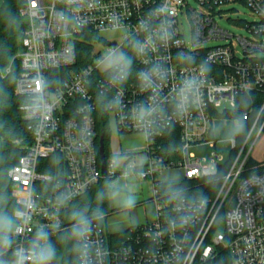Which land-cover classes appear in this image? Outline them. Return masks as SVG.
Instances as JSON below:
<instances>
[{"label":"built area","instance_id":"built-area-1","mask_svg":"<svg viewBox=\"0 0 264 264\" xmlns=\"http://www.w3.org/2000/svg\"><path fill=\"white\" fill-rule=\"evenodd\" d=\"M194 1L197 8L189 0H21L14 90L25 98L19 108L32 141L7 173L17 204L10 264H35L50 236L65 228L71 199L103 177L111 187L119 177L147 180L155 216L118 231L107 230L101 214L79 220L78 264H205L222 251L230 264H264V161L250 157L264 130V0ZM237 2L255 21H234L250 34L233 39L215 18ZM217 39L225 41L205 45ZM80 43L90 48L79 61ZM254 93L262 95L256 109ZM241 95L243 130L230 139L229 157H195L192 147L215 145V117L231 113ZM100 107L117 133L143 136V157L113 154L105 176L96 146ZM174 130L177 142L163 148ZM52 154L62 157L60 172L37 170ZM173 168L180 179L158 178ZM182 180L198 181L195 194L163 187Z\"/></svg>","mask_w":264,"mask_h":264},{"label":"trees","instance_id":"trees-1","mask_svg":"<svg viewBox=\"0 0 264 264\" xmlns=\"http://www.w3.org/2000/svg\"><path fill=\"white\" fill-rule=\"evenodd\" d=\"M21 0H0V216L11 221L13 225V211L17 207L15 203V192L12 182L8 177L9 168L14 165L18 157L24 153V148L32 141L31 132L27 129V122L22 117L19 106L25 101L24 96L15 93V82L19 74L20 63L16 56L20 50L21 30L23 27L22 19L18 9ZM89 45L80 43L78 46L79 61L88 53ZM78 61V63H79ZM9 67V71L5 72ZM255 109L262 100L261 93H254ZM247 107V97L241 95L238 104L225 115L240 118L241 113ZM96 146L100 135L103 137V149L105 159L113 153L110 152V126L106 113L100 107L96 110ZM175 130L162 139L165 149L177 142ZM171 156L174 154L169 151ZM57 162V163H56ZM58 166L62 167V157L59 154H52L47 158H41L37 163V170L57 175ZM107 177L100 178L94 185L84 193L71 199L66 210L62 213L65 228L50 236L48 242L43 246L41 255H50L46 264H78V252L80 244L77 241L76 222L88 217L98 216L111 211L109 207V192L112 187L108 184ZM198 181L182 180L179 184H166L163 187L177 189L184 194H195L194 185ZM215 183L211 182L214 189ZM214 186V187H213ZM41 187L38 185V188ZM37 188V187H36ZM211 188V189H212ZM100 222H102L100 220ZM10 231L6 233V241L0 245V260L11 258L9 252ZM205 264H230V257L227 252L222 251L215 259Z\"/></svg>","mask_w":264,"mask_h":264},{"label":"rangeland","instance_id":"rangeland-1","mask_svg":"<svg viewBox=\"0 0 264 264\" xmlns=\"http://www.w3.org/2000/svg\"><path fill=\"white\" fill-rule=\"evenodd\" d=\"M192 6L196 7L198 4L194 0H189ZM223 11H225L224 15L215 18L217 25L224 30H227L229 34H233V39L236 38L237 35L241 36H249L248 30L244 25H237V22L245 23V22H253L255 21L250 9L241 2L232 3L229 5H225L221 7ZM182 28V32L184 34V38L186 41H190L191 37V28L187 21V19L182 18V23L180 24ZM105 36L112 38L113 34H117V32H106L103 33ZM117 40H119L118 37ZM225 40L217 39V40H209L205 42V45H215L219 43H223ZM99 48L97 44L95 46ZM121 57L119 52L111 55L106 61L104 65H108L117 61ZM110 147L113 151H123L128 147L138 146L143 144V138L140 136L134 135H118L116 132V128L114 125V121L110 116ZM242 124L235 117L230 115H222L215 117L213 121V136L216 139L215 145L210 144H201L196 147H192L190 149L191 152L194 153L195 157L203 159L207 163H210L214 157V152H219L222 155L224 161L229 157L231 150V142L230 139L238 134L242 133ZM250 157L255 162L264 161V130L261 135L256 140L253 149L250 153ZM181 177V171L178 168L166 169L162 171L158 178L162 181L165 180H178ZM137 181V180H136ZM134 188L137 190L141 188L140 193H136L135 197L126 199L124 197L120 198L117 203L115 202L114 207L120 209L121 206H127L128 204L133 205L129 209H120L113 210V207H110L111 211L108 213H103L102 215V225L111 231H118L125 229L130 225L141 224L147 221H150L155 216L154 204L151 200H149V195L147 192V182L146 180L136 182ZM128 183H122L115 181V187L113 190L117 192L120 190L121 193L125 195V191H128L127 186ZM133 186V185H132ZM128 201V202H127ZM131 201V203H129ZM135 204V205H134ZM110 205V204H109ZM0 264H10L9 260H0Z\"/></svg>","mask_w":264,"mask_h":264},{"label":"crops","instance_id":"crops-1","mask_svg":"<svg viewBox=\"0 0 264 264\" xmlns=\"http://www.w3.org/2000/svg\"><path fill=\"white\" fill-rule=\"evenodd\" d=\"M118 135H122V136H126V135H134V136H140L143 138L142 134H139V133H127V134H119L117 133ZM142 146L143 144L141 145H138V146H133V147H128L126 148L125 150L123 151H113L112 148L110 147V152L113 153V154H126V153H129V152H136L134 154V157H136L137 159H141L143 157V152L141 151L142 150ZM118 157V161L121 162L124 158H123V155L121 156H117ZM115 181L117 182H124V183H128V191H125V195L123 193L120 192V190H118L117 192H115L113 190V188L115 187ZM114 181V184L112 186V191L109 192V206L110 207H113L114 209L113 210H120V209H129L130 207H133V205L131 204H128L127 206H121L120 209H117L116 207H114L115 205V202L117 203V201L124 197L126 198L127 200L130 199V198H133L135 197V194L136 193H140L141 192V188H139L138 190L135 187V185L137 184L136 182V179L134 178H116ZM147 182V192H148V195H150V191H151V187H150V183L146 180ZM133 185V186H132ZM149 199V198H148ZM128 202V201H127ZM135 205V204H134Z\"/></svg>","mask_w":264,"mask_h":264},{"label":"clouds","instance_id":"clouds-1","mask_svg":"<svg viewBox=\"0 0 264 264\" xmlns=\"http://www.w3.org/2000/svg\"><path fill=\"white\" fill-rule=\"evenodd\" d=\"M129 203H131V201H129ZM10 230H11V221L3 216H0V244L6 241V233ZM50 255H51L50 253L47 255H41L35 261V264H46V261L50 259ZM17 264H19V261L17 262Z\"/></svg>","mask_w":264,"mask_h":264},{"label":"water","instance_id":"water-1","mask_svg":"<svg viewBox=\"0 0 264 264\" xmlns=\"http://www.w3.org/2000/svg\"><path fill=\"white\" fill-rule=\"evenodd\" d=\"M98 155L100 159V167H101V174L105 176L106 174V159L103 149V137L100 135L99 141H98Z\"/></svg>","mask_w":264,"mask_h":264}]
</instances>
